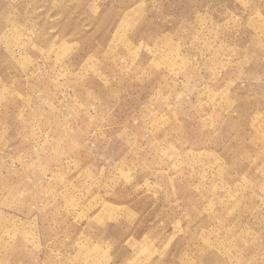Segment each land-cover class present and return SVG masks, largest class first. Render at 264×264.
<instances>
[{
	"label": "rangeland",
	"instance_id": "374dc122",
	"mask_svg": "<svg viewBox=\"0 0 264 264\" xmlns=\"http://www.w3.org/2000/svg\"><path fill=\"white\" fill-rule=\"evenodd\" d=\"M0 264H264V0H0Z\"/></svg>",
	"mask_w": 264,
	"mask_h": 264
}]
</instances>
